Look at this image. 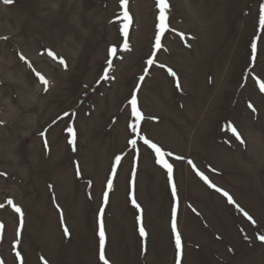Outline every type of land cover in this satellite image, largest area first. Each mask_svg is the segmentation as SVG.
Instances as JSON below:
<instances>
[{"label":"rangeland","instance_id":"1","mask_svg":"<svg viewBox=\"0 0 264 264\" xmlns=\"http://www.w3.org/2000/svg\"><path fill=\"white\" fill-rule=\"evenodd\" d=\"M168 3L157 49V0H0V264H104L102 207L109 264H176L173 219L180 264H264V0Z\"/></svg>","mask_w":264,"mask_h":264},{"label":"snow or ice","instance_id":"2","mask_svg":"<svg viewBox=\"0 0 264 264\" xmlns=\"http://www.w3.org/2000/svg\"><path fill=\"white\" fill-rule=\"evenodd\" d=\"M4 2L6 4H10V3H12V0H4ZM127 3H128V0H121V4L125 8L124 13H123L124 19L126 21H129L130 22L131 18L129 16L128 11H127V7H126L127 6ZM157 8L159 9V15H158L159 23L157 25L159 31L157 32L156 37H155V47L157 49H159L161 47V36L166 31L169 30V25L167 23V20H168L167 13L169 11L170 5L168 3V0H157ZM259 24H260V28L261 29H264V4H262L260 6ZM127 29H128V24H125L124 25V29H123L125 35H127ZM124 49L126 51L130 50L129 49V46H128V44L126 42L124 44ZM116 51H117V49H116L115 46H113L112 48L109 49V52H110L111 55H115L116 54ZM252 52H253V59H255V52H256V44L255 43L252 44ZM47 55L50 56V57H52L54 60H58V62L61 65H64L65 67H67V65L65 64L64 59L62 57H57L56 54L54 52H52L51 50H49L47 52ZM20 59L23 60V61H25V63H28L27 60H26V58L23 55L20 56ZM111 63H112L111 60H109L108 61L109 66H111ZM153 63H154L153 59L150 58V59L147 60V64L148 65H152ZM28 66L31 68V65L30 64ZM161 67H163V65H161ZM168 72H169L170 75L176 76V73L172 69L169 68L168 69ZM35 74L38 77L39 81L42 83V85H44L45 91H47V86H48L47 79L42 74H40L39 72H36ZM104 78L105 79L108 78L107 77V73L105 74V77ZM144 79H145L144 76H141L140 77V80L141 81H143ZM256 83L259 86V90L262 93H264V81H262L259 78H257L256 79ZM176 87L177 88L180 87V83H179L178 80L176 82ZM131 104H132V107H133V115L135 116L136 121L139 122L142 119V114L136 108L137 100H136L135 95L133 96V98L131 100ZM248 106H249V108H252L253 112H255V108H253L251 104H249ZM132 130H133V132L136 131V125L135 124L132 125ZM69 131L72 132V139L69 141V143L73 145V150L75 151V133L71 129H69ZM229 131L232 133V135L237 140H239L241 143H244V141L241 138L240 132L237 130V128L235 126L229 125ZM41 135H44V133H41ZM141 139L143 140V143L148 148H150L151 150L154 151V153L156 155V163L159 164V165H161L163 168H165L167 170L168 178L171 181L172 180V174H173V165L170 164V163H168V161L164 158L165 157V153L162 151V149L159 146H157L156 143H154L153 141H151L147 137H141ZM129 143L135 148V146L137 144V141L135 139H132V140L129 141ZM45 147H47V141H45ZM167 155H171V153H168ZM176 158L177 159H183L182 157H176ZM120 160H121V157L120 156H117L116 157V163L119 164L120 163ZM188 163L189 164H192V161L189 160ZM193 167L195 168V165H193ZM196 174L209 187L214 188L217 192H220L224 197H226L229 204L235 205L241 212H243V215L249 221H251L253 224L256 223V221L253 220L252 216H250L242 208H239V205L236 204V201L232 198L231 195H229L228 192L222 190L221 188H219L215 184H213L208 179V177L206 175H204L203 172H200L199 170H197V173ZM0 175H5V174L4 173H0ZM113 175H115V170H113ZM108 188L109 189L112 188V181L111 180L108 181ZM172 194H173V196H176V186H175V184H173V186H172ZM8 204L11 205L14 208L15 212L21 214V224H22L23 223V219H22L21 209L19 207H17L11 200L8 201ZM104 204L105 205L108 204V192H105L104 193ZM132 204L137 209L140 208V205L136 202V199L135 198L132 199ZM3 207H4V205L3 204H0V208H3ZM103 215H104V208L102 207L100 209V221H99V232H98V235H99V258H100V260H102L104 262V264H109V261L105 258L106 232H105V225H104ZM172 230L175 233V246H176V249H177V261H176V264H180V255L182 254V241H181V235H180L179 231L177 230V226H176L175 219H173V222H172ZM139 231H140V235L142 237L147 236V233H146V231H145V229H144L143 226L140 227ZM64 233H65V235H69V229L67 227L64 228ZM258 239L261 242H264V235L258 236ZM16 256H17V258L21 259V264H23V259H22L21 255H20V252H17L16 253ZM44 264H48V262L47 261H44Z\"/></svg>","mask_w":264,"mask_h":264}]
</instances>
